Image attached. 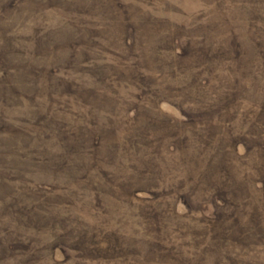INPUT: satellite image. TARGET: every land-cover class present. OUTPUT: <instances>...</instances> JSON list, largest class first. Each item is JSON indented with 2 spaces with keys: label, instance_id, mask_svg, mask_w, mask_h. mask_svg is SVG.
I'll list each match as a JSON object with an SVG mask.
<instances>
[{
  "label": "rangeland",
  "instance_id": "rangeland-1",
  "mask_svg": "<svg viewBox=\"0 0 264 264\" xmlns=\"http://www.w3.org/2000/svg\"><path fill=\"white\" fill-rule=\"evenodd\" d=\"M0 264H264V0H0Z\"/></svg>",
  "mask_w": 264,
  "mask_h": 264
},
{
  "label": "trees",
  "instance_id": "trees-1",
  "mask_svg": "<svg viewBox=\"0 0 264 264\" xmlns=\"http://www.w3.org/2000/svg\"><path fill=\"white\" fill-rule=\"evenodd\" d=\"M25 216V217H28V215H30L31 216V212H28V214H26V215H24L23 213H19L18 211H17V213H16V216Z\"/></svg>",
  "mask_w": 264,
  "mask_h": 264
}]
</instances>
